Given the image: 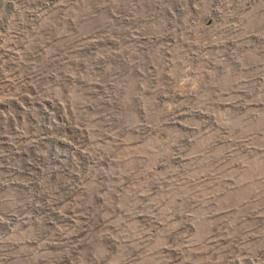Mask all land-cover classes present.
<instances>
[{
	"label": "rangeland",
	"instance_id": "1",
	"mask_svg": "<svg viewBox=\"0 0 264 264\" xmlns=\"http://www.w3.org/2000/svg\"><path fill=\"white\" fill-rule=\"evenodd\" d=\"M0 264H264V0H0Z\"/></svg>",
	"mask_w": 264,
	"mask_h": 264
}]
</instances>
